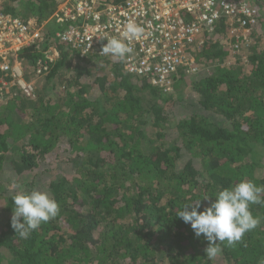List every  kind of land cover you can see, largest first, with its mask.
<instances>
[{
    "label": "trees",
    "instance_id": "16d2710c",
    "mask_svg": "<svg viewBox=\"0 0 264 264\" xmlns=\"http://www.w3.org/2000/svg\"><path fill=\"white\" fill-rule=\"evenodd\" d=\"M61 1L9 0L4 10L42 23ZM260 18L240 65L224 63V18L202 32L190 53L204 69L195 80L180 69L171 91L119 59L81 56L57 36L70 23L49 21L44 39L18 58L27 82L39 79L34 91L13 86L0 103V264H264V205L250 206L260 224L235 245L221 243L213 260L203 236L176 216L200 199L203 210L241 180L264 186V43L255 40L264 12ZM51 45L60 58L37 77ZM181 84L192 86L190 97ZM13 180L59 204L27 239L11 227Z\"/></svg>",
    "mask_w": 264,
    "mask_h": 264
},
{
    "label": "built area",
    "instance_id": "2783aa9c",
    "mask_svg": "<svg viewBox=\"0 0 264 264\" xmlns=\"http://www.w3.org/2000/svg\"><path fill=\"white\" fill-rule=\"evenodd\" d=\"M7 1L0 0V94L16 85L34 91V82H27L18 58L25 47L44 39V28L51 20L70 23L69 29L57 36L85 57L108 56L100 53L107 41L98 37L119 36L126 22L135 20L145 33L132 42L133 52L123 61L124 66L132 75L169 88L178 67L190 63L187 55L201 44L202 32L211 31L224 18L230 24L234 49L247 48L252 28L260 24V13L264 12V0H63L49 19L40 23L34 17L23 20L6 12ZM60 55L55 45L43 50L36 75L48 73Z\"/></svg>",
    "mask_w": 264,
    "mask_h": 264
},
{
    "label": "clouds",
    "instance_id": "9594fccd",
    "mask_svg": "<svg viewBox=\"0 0 264 264\" xmlns=\"http://www.w3.org/2000/svg\"><path fill=\"white\" fill-rule=\"evenodd\" d=\"M228 25V34L222 40V44L229 49L228 57L233 54L240 56L246 48L242 45L241 49H234L231 43L233 40L229 36L230 24ZM144 33L145 28L141 24L135 20H129L119 36L98 37L107 41L103 44L100 53L124 61L133 52L132 42L142 39ZM196 48L198 47L195 46L192 50ZM186 61L190 63L181 64L176 73L184 68L191 73L199 70L190 52ZM195 66L196 70H193L192 67ZM9 190L12 193L13 206L11 227L22 239L29 238L33 231L38 230L43 223H47L59 214L58 202L46 191L38 188L29 191L16 180L11 182ZM214 197V200L203 206V210H198L202 207L200 199L184 204L182 210L176 214L184 223L190 224L197 238L203 236L207 241L204 253L209 260L215 259L222 252L221 243L226 241L230 246L235 245L242 240L245 233L260 224V219L253 215L250 206L252 204L264 205V186H257L252 180L245 179L233 186L224 187ZM204 199L208 200L209 196H204Z\"/></svg>",
    "mask_w": 264,
    "mask_h": 264
},
{
    "label": "rangeland",
    "instance_id": "374dc122",
    "mask_svg": "<svg viewBox=\"0 0 264 264\" xmlns=\"http://www.w3.org/2000/svg\"><path fill=\"white\" fill-rule=\"evenodd\" d=\"M63 2V0L60 2V3H62ZM60 5V4H59ZM59 5L57 6V8L56 9H58V7H59ZM262 10V9H261ZM44 29H46L47 30V25L45 26V28ZM44 32H45V30H44ZM256 39H258V40H260V43H259V45H261L262 43H264V33L262 34V33H260V35H258V36H256V38H255V40ZM224 63L225 64H233V65H236L237 63L240 65V63H245V57H243V56H238L237 54H233V55H230V57H228V58H226V61H224ZM206 68H209V67H206ZM198 69H204V68H200V67H198ZM198 72H199V70H198ZM95 73V72H94ZM188 74H190V76H188L189 77V79L190 78H192L193 80H195V79H198V75L199 74H195V75H192V73L191 72H189ZM94 75H96V76H98V75H100V73H99V71L98 72H96ZM37 76V75H36ZM38 77V76H37ZM37 79H34L33 80V82H35ZM39 80V79H38ZM37 80V81H38ZM172 83H173V81H172ZM185 85L184 84H181V86L179 87V88H184V90H186L185 91V93H186V95L188 96V97H190L191 95H192V86L189 84V90L187 91V88L185 89ZM173 89V86L171 85L169 88H167V90H172ZM175 92H177V91H175ZM12 97V94L11 93H9V92H7V91H4L2 94H0V103L1 102H3L4 101V103H6L10 98ZM189 105H187L186 106V108L184 107V106H182V105H179V110L180 111H187V110H189ZM261 170H259V172H260Z\"/></svg>",
    "mask_w": 264,
    "mask_h": 264
}]
</instances>
